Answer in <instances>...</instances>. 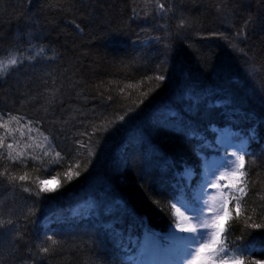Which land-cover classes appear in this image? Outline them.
Segmentation results:
<instances>
[{
  "label": "trees",
  "instance_id": "16d2710c",
  "mask_svg": "<svg viewBox=\"0 0 264 264\" xmlns=\"http://www.w3.org/2000/svg\"><path fill=\"white\" fill-rule=\"evenodd\" d=\"M253 126L260 142L245 156L239 218L229 205V247L248 232L251 258L264 261V227H245L248 216L264 223V0H0V264H134L140 240L168 233L172 204L200 182L213 129L240 140ZM19 130L43 149L22 148ZM197 143L211 147L198 157ZM183 162L189 182L176 176ZM41 179L56 191L37 201ZM87 198L88 217L63 213Z\"/></svg>",
  "mask_w": 264,
  "mask_h": 264
},
{
  "label": "snow or ice",
  "instance_id": "6c2138e0",
  "mask_svg": "<svg viewBox=\"0 0 264 264\" xmlns=\"http://www.w3.org/2000/svg\"><path fill=\"white\" fill-rule=\"evenodd\" d=\"M159 9L161 12L164 11V4L159 5ZM182 26V25H181ZM10 63L15 64L16 61L12 60ZM166 76L163 74L157 75L156 80L163 82ZM145 96L148 93H144ZM121 120H125V116L122 115L120 117ZM148 128L159 134L160 132H164L166 134H171L174 136H183L187 140H192L196 138L197 133L192 130H176L175 128H169L166 124L155 123L149 124ZM258 126H253V128L248 130L247 136H244L240 141L233 145L235 148V152L232 153V156L235 157V160L232 162L235 164V167L231 171V177L237 181V183H226L223 185V188L227 189V198L222 202V207L219 211H217L211 218L210 221L200 222L197 217L185 216L184 220L186 221L184 226H181L180 223L176 224V231L179 233H187V235H176L173 232H169L166 236L163 237V241L157 238L154 235L145 234L144 242L141 246V255L148 261V264H184V261L189 260V264H264V261L252 259V253L257 251V246L255 242L246 240L245 238L250 236L251 234L248 232H242L239 240L241 241L239 244H235L232 247H229V234H230V220L232 219L231 212L232 209L229 208V205L232 201H235L234 211L235 216L239 218L244 211V203L245 196H247V181L245 177L247 176V172L245 171V156L251 157V151L249 150V145L251 143H259V134H258ZM147 131V129L145 130ZM80 135L90 137L91 134L87 132H81ZM143 136V133H142ZM100 139H103L101 137ZM2 143V141H0ZM77 143L81 147L89 146L92 141L89 139L88 144H85V141H77ZM9 149L13 148V144L9 143L7 145ZM99 147V145H97ZM205 147H211L204 143H197L194 146L196 155L202 156V149ZM158 151V150H154ZM19 156L20 153H17ZM59 155V153H58ZM89 155H94V153L89 152ZM163 156V153H161ZM204 170V181L205 183L201 185L200 191L207 186V183L211 181V178L214 177L219 168L224 166L223 162L219 160H209L207 158L202 159V163L200 165ZM78 168L79 165H76ZM184 173H177L176 176L187 179H190L195 175L194 167L188 166L186 162H183ZM168 162L164 160L161 166V171H167ZM73 172L71 171V166L69 171L67 172V176L69 178V182H71ZM77 176L80 175L79 172L76 173ZM26 175H21L18 178L15 175H11L9 178V182L12 183L14 181H25ZM220 179H224V176L221 175ZM47 180L41 179L38 181V194L37 201L41 199L39 194L50 193L56 191V189H51L46 187ZM215 183L212 184V187H219ZM25 192L31 193L29 188L23 189ZM183 192V187L181 188ZM36 202H34L35 204ZM181 206L184 204L181 201ZM121 204L124 205L125 210L127 211V204L124 201H121ZM173 207H176L175 202L173 203ZM38 210V209H37ZM177 212H179V208H177ZM36 213L29 210V215H35ZM135 215V213H132ZM183 215V213H181ZM141 219L142 225L146 227V224H143L144 218ZM195 221V222H193ZM11 223V221H9ZM2 225V222H0ZM114 226H106V231H111ZM246 228H261L264 227V223H256L253 220V217L248 216L247 221L245 223ZM206 230V231H201ZM52 241L53 244L56 243L55 239L51 235L47 237ZM114 246L118 250L124 249L123 241L116 240ZM130 246V245H129ZM42 252L47 253L48 248L41 249ZM121 264H124L121 261Z\"/></svg>",
  "mask_w": 264,
  "mask_h": 264
},
{
  "label": "rangeland",
  "instance_id": "374dc122",
  "mask_svg": "<svg viewBox=\"0 0 264 264\" xmlns=\"http://www.w3.org/2000/svg\"><path fill=\"white\" fill-rule=\"evenodd\" d=\"M23 130H19L16 132L17 137H19L20 140H18L20 146L23 148H29L31 147L34 152L37 153V149L41 148L43 149L44 144L41 143V139L35 132H26L22 133ZM215 144H216V154L210 156L209 160H219L223 162L224 166L219 168V171L217 174L211 178V181L207 183V186L203 189V191H200V187L202 184L205 183L204 181V170H203V179L199 185V187L195 190L190 191L187 195V198L182 199L184 206H181V203L176 204V207H173L174 209V216L177 219V223H180L181 226H184L186 221L184 220L185 216H191V217H197L200 222H206L210 221L212 216L221 209L222 202L227 198V192L228 190L223 188V185L226 183H237L232 177H231V171L235 167V164L232 163L235 160V157L232 156V153L235 152V148L233 145L237 144L239 141L232 140L231 134L228 130L222 129L216 132L215 134ZM15 144V142H14ZM33 152V153H34ZM223 175L224 179H220V176ZM215 183L217 185H220L219 187H212V184ZM56 186V183L54 181H47L46 187L54 189ZM235 204V201H233ZM177 208H179V212H177ZM183 213V215H181ZM195 222V221H193ZM176 224L169 229V232H173L176 235H187V233H179L176 231ZM206 231V230H201ZM157 238H159L161 241H163V237L165 235L160 234H153ZM140 242L143 244V240L141 239ZM138 248V251L136 255L134 256L135 264H148V261L144 259V257L141 255V246ZM189 260L184 261V264H189ZM162 264V262H160Z\"/></svg>",
  "mask_w": 264,
  "mask_h": 264
},
{
  "label": "bare ground",
  "instance_id": "6f19581e",
  "mask_svg": "<svg viewBox=\"0 0 264 264\" xmlns=\"http://www.w3.org/2000/svg\"><path fill=\"white\" fill-rule=\"evenodd\" d=\"M73 206H69V207H67L64 211H63V213L70 219H75V217H74V215H76L77 214V212H76V210L75 209H73L72 208ZM94 208V206H92L91 208H89L90 210L91 209H93ZM77 217H81V216H77L76 215V218ZM183 225H185L184 223H183Z\"/></svg>",
  "mask_w": 264,
  "mask_h": 264
}]
</instances>
